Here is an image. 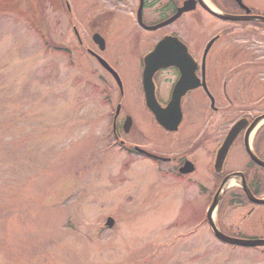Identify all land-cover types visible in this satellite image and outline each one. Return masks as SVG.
I'll return each mask as SVG.
<instances>
[{
  "label": "rangeland",
  "instance_id": "rangeland-1",
  "mask_svg": "<svg viewBox=\"0 0 264 264\" xmlns=\"http://www.w3.org/2000/svg\"><path fill=\"white\" fill-rule=\"evenodd\" d=\"M243 1L264 14V0ZM162 2L149 5L148 20L158 19L153 8ZM201 5L205 10L199 6L173 25L146 33L134 18L139 0L113 5L0 0V264H264V246L223 243L207 221L222 184L212 172L210 149L223 139L229 122L212 117L209 106L198 112L188 106L179 132L166 135L144 114V106H131V95L129 106H122V114L134 116L126 139L165 155H187L196 169L181 175L172 169L178 161L163 163L134 152L112 133L116 106L109 105L105 92L111 89L115 101L117 85L88 52L110 57L111 64L123 57V63H114L130 81L138 55L166 32L201 56L223 31ZM169 8L161 18L171 15ZM110 10L115 13L107 14ZM100 14L107 23L103 53L89 26ZM227 20L233 21L224 29L228 39L218 40L215 48L231 47L226 69L245 77L249 103L260 100L257 112L264 114V61L240 40L245 26L235 23L241 21ZM248 22L246 33L254 43L259 31L251 24L263 22ZM227 170L244 171L249 178L258 172L243 146L233 150ZM236 184L215 210L217 223L230 235L264 239V205L252 203ZM252 188L259 192L254 196L264 198V181ZM109 217L115 220L112 227L106 224Z\"/></svg>",
  "mask_w": 264,
  "mask_h": 264
},
{
  "label": "flooded vegetation",
  "instance_id": "flooded-vegetation-1",
  "mask_svg": "<svg viewBox=\"0 0 264 264\" xmlns=\"http://www.w3.org/2000/svg\"><path fill=\"white\" fill-rule=\"evenodd\" d=\"M115 0H108V4L113 5ZM157 0H143V9H142V22L143 24L139 21L138 19V9L140 8L141 1L139 0V6H137V12L136 15L134 13V9L132 7L131 13L135 15L134 18H136V22L138 27L146 33H153L155 31L162 30L170 25H173L176 21H178L184 14L194 12L199 6L201 9H204L199 2V0L195 1V7L192 10H188L185 13H183L178 19L175 21L160 27V28H154L155 25H158L159 23L167 20L170 16H172L176 11L178 10L179 6L182 4H178L177 2H174L172 0L169 2L166 0V2H162L161 5H159L157 8H153L154 14L158 15V19H151L148 20L146 10L150 6H154L156 4ZM184 2V1H183ZM182 2V3H183ZM159 3V2H158ZM169 3V4H168ZM217 6V5H216ZM170 7V8H169ZM150 8V7H149ZM171 10L172 13L171 15L161 18V15L167 14V10ZM218 9H220L223 13L228 14V15H244L246 14V11L234 0H219ZM122 11H125L121 9ZM205 10V9H204ZM111 12H106L107 14H114V10H110ZM151 11V12H153ZM207 14L211 16L215 21L214 23H218L220 28L223 30L222 32L219 33V35L214 36L212 39L209 40V42L205 45V48L203 49V52L200 55H197L192 51L189 45H187L188 53L191 56V61L183 64V68H187L189 71L187 72V80L184 81L186 85H192V88H189L182 96L180 105L177 103H174V91L176 87L180 84L183 78V73L182 71L175 65H165V66H157L155 70L153 71L151 78H145V59L147 55L154 50L158 42L165 36H172V37H178L175 33H164L165 35L161 37L158 41H156L151 48L146 50L145 53H140L138 55L137 59V64L135 67L137 68L135 75L131 78V81L126 79L120 69L116 68V65L114 62L118 63H123V57L121 60L117 61L114 60L113 64L110 62V57L108 56H102L100 53H97L101 55L103 59H105L114 70L119 75V80L116 78L115 75H113L109 70L107 71L102 63L99 62V59L96 55L92 54L90 49L88 50L89 53H91V56L98 62V64L106 70L111 77L114 79L116 83V89L118 91L119 96L116 97L115 101H113V94L110 91L111 89H107L105 92L107 95V99L111 101L109 103L110 106H121L120 110L118 113L116 112L115 109V114H114V119L113 122H115V132L113 133L115 138L118 139L122 146H128L131 147L134 152H138L140 154H144L147 157L160 161V162H177L176 165H173V170L179 172L180 168L184 165L186 161H191L187 155L185 156H170V155H165L164 153H158L154 152L151 149H144L138 146L137 141L131 142L128 139H126L127 136H129L132 133V130L134 129V116L131 113L124 112L122 114V106H129V98L133 97L132 100V105L131 106H144L146 110H144V114L147 115V113L150 115L149 119L150 121L153 120L154 123H156L163 131H165L166 135L171 134H177L179 130L181 129V124L183 120L186 118L187 115V110L188 106H191L192 109L199 111V106H209V112L212 117H218L220 116L222 121L221 122H226L227 124L229 122V128L223 135V139L218 143V145L215 148L210 149V154L212 152V163H210V166L212 168V172L215 175V180L219 181V184H221L222 180L224 177L233 172L227 170V162L229 157L231 156V153L233 152L234 149L243 146L244 150L246 153L247 151V146L248 143L250 142L252 144V148L254 152L262 159H264V132L262 130L261 136H254L253 139L249 136V128L253 125L254 121L263 113H258V104H260L259 101H254L253 103H249V91L247 88V81L245 80V77L241 76V73L238 71L230 70L227 71L226 69V64L229 62L228 59L224 57H232V55H229L230 49L225 50V51H220L217 48H215V45L218 40L225 39L226 36L229 34L227 31L226 35L225 32L226 27L229 24H232L233 21L227 20L220 18L219 16H216L213 13H210L206 10ZM105 14V13H103ZM94 17L92 21L89 22L91 34H92V39L94 40V35H99L103 41H104V47L103 49L100 48L99 43L95 42V46L99 50V52L103 53L106 50L107 47V39L105 37V33L102 32L107 27L106 20H104V15ZM253 14H260L256 13L255 11ZM99 15V14H98ZM264 15V14H263ZM238 22V21H237ZM110 23V22H109ZM239 24L244 27V31H242V34H240V40L243 43H246L249 45V50L251 53L255 54L253 57L256 58L257 60H263L264 61V23L262 25L258 24H251L252 27H255L258 29L259 32H256L257 38L254 40V43L250 40L249 34L246 33L248 31V26L250 25L248 21L246 22H239L235 23ZM263 28V32L261 30ZM230 29V28H229ZM235 29V28H234ZM217 30V29H216ZM230 30H233L231 28ZM255 31V30H254ZM261 32V33H260ZM260 33V34H259ZM75 34L78 37L79 42L82 43V40L79 36L78 33ZM259 35H262L258 37ZM232 36V33L230 34ZM223 36V37H222ZM228 39V38H226ZM180 40V39H179ZM182 41V40H181ZM228 41V40H227ZM183 42V41H182ZM184 43V42H183ZM256 43H260L257 45ZM259 47V49L257 48ZM248 50V51H249ZM247 53V51H246ZM227 54V55H226ZM257 55V56H256ZM224 58V59H223ZM113 59V58H111ZM233 59V58H231ZM224 63V65H221ZM230 64V63H229ZM138 66V67H137ZM156 66V65H155ZM153 66V67H155ZM240 74V76H239ZM102 84L105 83V77L100 74L99 76ZM195 86V87H194ZM150 99V101H149ZM264 99V98H263ZM113 101V102H112ZM204 101V102H203ZM206 101V102H205ZM150 106H160L163 109H170L173 106H181L182 109V121L179 125V128L175 131H170L166 129L165 127L161 126L160 123L157 121L154 113L152 112V109ZM176 109V108H175ZM147 111V112H146ZM170 114L168 117L171 116L172 112H169ZM128 116L132 117V123L131 127H129L126 130L125 123L127 121ZM219 121V120H218ZM220 122V123H221ZM236 123H241L242 129L240 130L239 135L233 142L228 158L226 162L224 163L222 167V172H217L215 168V158L218 152V149L222 145L224 139L226 138L228 132L231 130V128L236 124ZM260 127L257 132L260 133L261 129L263 128ZM128 145H127V144ZM169 143V142H167ZM131 150V151H132ZM179 157V158H178ZM193 162V161H192ZM194 163V162H193ZM195 164V163H194ZM196 169V166H195ZM227 170V171H226ZM195 171V170H194ZM193 171V172H194ZM259 170L257 173H254L255 175L254 178H249L248 174L244 171L242 172L246 179L248 184L251 186H257L260 185L262 182H260L263 178V175H261ZM263 174V173H262ZM185 175V174H183ZM236 184V183H235ZM234 184V185H235ZM238 185V184H236ZM253 190V188H252ZM256 205V204H255ZM258 206V205H257ZM222 228V227H221ZM223 231V230H222Z\"/></svg>",
  "mask_w": 264,
  "mask_h": 264
},
{
  "label": "water",
  "instance_id": "water-1",
  "mask_svg": "<svg viewBox=\"0 0 264 264\" xmlns=\"http://www.w3.org/2000/svg\"><path fill=\"white\" fill-rule=\"evenodd\" d=\"M240 1V0H239ZM188 2L187 1L185 3V6L180 8L179 11L177 12L176 15H174L171 19H169L167 22H165L164 24L176 19L183 11H185L186 9H190L192 7V5L188 6ZM241 2V1H240ZM207 8L210 9V7L206 6ZM213 13L221 16V17H225L227 19H233V20H241V19H246V20H260V21H264V16H259V15H248V16H244V17H237V16H224L221 13H218L217 11H214L213 9H210ZM249 11V9H248ZM190 55L187 52L186 47L181 44L180 42H178L176 40V38H172V37H167L165 38L157 47L156 51L153 52L150 57L147 59V68H146V76H150V72L153 70V66L154 64H156V67L159 66H165V65H176L178 67H180L184 78H187V72L189 71L187 68H183L182 65L186 64L188 62L191 61ZM183 81V79H182ZM187 85L184 82H181L179 84V86H177L175 93H174V99L175 102L177 104H180V100L183 94V90L185 91V89ZM155 113L157 114V118L158 121L164 125L165 127H167L168 129H172L175 130L177 129L180 120H181V109L179 106L178 109H176L175 115L171 114L170 116V120L172 121H168V113L164 112L161 109H158L157 107L153 106ZM168 117V118H167ZM262 121H264V115L258 117L253 125L250 127L249 132L254 130L255 127L257 126L258 123H261ZM243 126H241V123L236 124L231 131L228 133L223 145L221 146V148L218 151V155H217V159H216V164H217V170H221V165H223L226 156L228 154L229 148L234 140V138L238 135L239 131L241 130ZM249 153L251 155V157L254 159V161L262 166H264V161H262L261 159H259L255 153L251 150L250 147H248ZM194 169V166L192 165V163L187 162L184 169H182L181 171L183 173H187L190 172ZM240 173H235V174H231L229 176L226 177V179L224 180L220 190L218 191L211 207L208 210V220L209 223L214 231V233L216 234V236H218L221 240L232 243V244H237V245H242V246H249V247H253V246H263L264 245V239H241V238H235V237H231L228 236L224 233H222L215 221V210L217 209V206L223 196V194L225 193V191L228 189L229 187V183L231 182V178L234 176H239ZM242 187L245 190V192L248 194L249 198L251 201L255 202V203H264V198H257L255 197L252 192L250 191L249 187L246 184L245 179L242 177ZM107 225L109 226H113L114 225V219L112 217H109L107 220Z\"/></svg>",
  "mask_w": 264,
  "mask_h": 264
},
{
  "label": "trees",
  "instance_id": "trees-1",
  "mask_svg": "<svg viewBox=\"0 0 264 264\" xmlns=\"http://www.w3.org/2000/svg\"><path fill=\"white\" fill-rule=\"evenodd\" d=\"M253 191H254L255 194H256V193H259V192H258V189L253 188Z\"/></svg>",
  "mask_w": 264,
  "mask_h": 264
}]
</instances>
